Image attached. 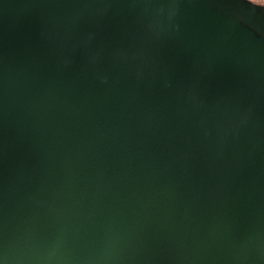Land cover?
<instances>
[{
    "label": "water",
    "instance_id": "water-1",
    "mask_svg": "<svg viewBox=\"0 0 264 264\" xmlns=\"http://www.w3.org/2000/svg\"><path fill=\"white\" fill-rule=\"evenodd\" d=\"M0 264H264V4L0 0Z\"/></svg>",
    "mask_w": 264,
    "mask_h": 264
},
{
    "label": "rangeland",
    "instance_id": "rangeland-1",
    "mask_svg": "<svg viewBox=\"0 0 264 264\" xmlns=\"http://www.w3.org/2000/svg\"><path fill=\"white\" fill-rule=\"evenodd\" d=\"M253 1L264 4V0H253Z\"/></svg>",
    "mask_w": 264,
    "mask_h": 264
}]
</instances>
